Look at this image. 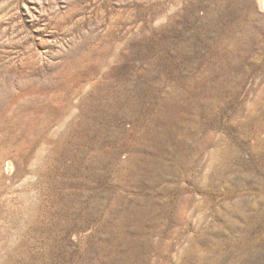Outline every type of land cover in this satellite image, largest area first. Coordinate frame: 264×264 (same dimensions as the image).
Masks as SVG:
<instances>
[{
	"label": "rangeland",
	"instance_id": "1",
	"mask_svg": "<svg viewBox=\"0 0 264 264\" xmlns=\"http://www.w3.org/2000/svg\"><path fill=\"white\" fill-rule=\"evenodd\" d=\"M0 264H264V0H0Z\"/></svg>",
	"mask_w": 264,
	"mask_h": 264
},
{
	"label": "bare ground",
	"instance_id": "2",
	"mask_svg": "<svg viewBox=\"0 0 264 264\" xmlns=\"http://www.w3.org/2000/svg\"><path fill=\"white\" fill-rule=\"evenodd\" d=\"M11 166H12L11 163H9V167H10V168H11Z\"/></svg>",
	"mask_w": 264,
	"mask_h": 264
}]
</instances>
